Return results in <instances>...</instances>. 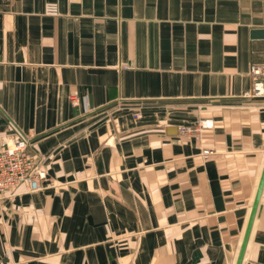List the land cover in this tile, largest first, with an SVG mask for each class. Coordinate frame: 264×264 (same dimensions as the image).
I'll list each match as a JSON object with an SVG mask.
<instances>
[{
  "label": "crops",
  "instance_id": "crops-1",
  "mask_svg": "<svg viewBox=\"0 0 264 264\" xmlns=\"http://www.w3.org/2000/svg\"><path fill=\"white\" fill-rule=\"evenodd\" d=\"M255 29L264 0H0V139L29 135L54 180L0 201V264H236ZM242 264H264V190Z\"/></svg>",
  "mask_w": 264,
  "mask_h": 264
},
{
  "label": "built area",
  "instance_id": "built-area-1",
  "mask_svg": "<svg viewBox=\"0 0 264 264\" xmlns=\"http://www.w3.org/2000/svg\"><path fill=\"white\" fill-rule=\"evenodd\" d=\"M250 73L253 93L264 95V64H251ZM208 124L207 120L202 119L199 123L201 127ZM29 145L30 138L26 133L6 141L0 139V201L8 190L22 183L31 191L54 185L46 157L32 152ZM210 152L205 150V153Z\"/></svg>",
  "mask_w": 264,
  "mask_h": 264
},
{
  "label": "water",
  "instance_id": "water-1",
  "mask_svg": "<svg viewBox=\"0 0 264 264\" xmlns=\"http://www.w3.org/2000/svg\"><path fill=\"white\" fill-rule=\"evenodd\" d=\"M252 32H253L252 33L253 36H264V29H255ZM263 190H264V167H263V170H262V174H261V178H260V181H259L258 189H257V192H256V196L254 198L253 205H252L250 218H249V221H248V225H247V228H246V231H245L244 239H243V242H242V246H241V249H240L236 264H242V262L244 260L246 248H247V245H248V241H249V238H250V234H251V231H252L254 220L256 218V214H257V211H258V207H259V204H260V200H261V197H262Z\"/></svg>",
  "mask_w": 264,
  "mask_h": 264
}]
</instances>
